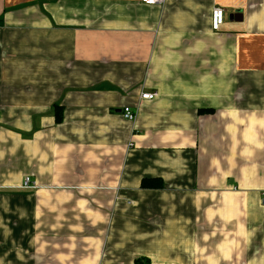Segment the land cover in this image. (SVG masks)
Listing matches in <instances>:
<instances>
[{"label": "crops", "instance_id": "obj_1", "mask_svg": "<svg viewBox=\"0 0 264 264\" xmlns=\"http://www.w3.org/2000/svg\"><path fill=\"white\" fill-rule=\"evenodd\" d=\"M262 191L264 0H0V264H264Z\"/></svg>", "mask_w": 264, "mask_h": 264}, {"label": "built area", "instance_id": "obj_2", "mask_svg": "<svg viewBox=\"0 0 264 264\" xmlns=\"http://www.w3.org/2000/svg\"><path fill=\"white\" fill-rule=\"evenodd\" d=\"M142 4L147 6L163 7L167 0H140ZM223 23V10L215 8L211 14V26L212 29L217 31ZM157 96L156 93H141L140 100H153ZM122 116L126 121L134 122L136 119V112L129 107L122 109ZM34 187L29 177H26L22 183L23 189H30ZM262 201L264 202V191L261 192Z\"/></svg>", "mask_w": 264, "mask_h": 264}, {"label": "trees", "instance_id": "obj_3", "mask_svg": "<svg viewBox=\"0 0 264 264\" xmlns=\"http://www.w3.org/2000/svg\"><path fill=\"white\" fill-rule=\"evenodd\" d=\"M54 110H55V112H54L55 121L57 123H59L61 121V119H62V111H61V109L58 106H55ZM148 185H149V181H147V180H143L142 181L141 186L146 187ZM156 186H161V182L160 181H156ZM135 264H142V263H141V261H135ZM144 264H149V262L145 261Z\"/></svg>", "mask_w": 264, "mask_h": 264}, {"label": "rangeland", "instance_id": "obj_4", "mask_svg": "<svg viewBox=\"0 0 264 264\" xmlns=\"http://www.w3.org/2000/svg\"><path fill=\"white\" fill-rule=\"evenodd\" d=\"M105 211H106V213H108V214L110 213L109 210H108V211L105 210ZM106 213H104V216L106 215ZM107 227H108V226H107ZM106 229H107V228H106ZM106 229H105V230H106ZM97 230H98V227H97ZM99 236H101V234H97V235H96V239H97V240H100ZM103 239H105V233H104V235H103ZM101 241H102V240H101ZM107 246H108V245H107Z\"/></svg>", "mask_w": 264, "mask_h": 264}]
</instances>
